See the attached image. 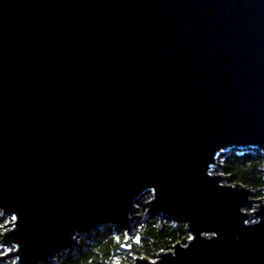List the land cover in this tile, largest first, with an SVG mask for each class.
Here are the masks:
<instances>
[{
    "label": "water",
    "instance_id": "1",
    "mask_svg": "<svg viewBox=\"0 0 264 264\" xmlns=\"http://www.w3.org/2000/svg\"><path fill=\"white\" fill-rule=\"evenodd\" d=\"M264 0H0V261L48 264L136 203L190 237L132 264H264ZM254 203V208L248 210Z\"/></svg>",
    "mask_w": 264,
    "mask_h": 264
},
{
    "label": "trees",
    "instance_id": "2",
    "mask_svg": "<svg viewBox=\"0 0 264 264\" xmlns=\"http://www.w3.org/2000/svg\"><path fill=\"white\" fill-rule=\"evenodd\" d=\"M262 157L253 151H231L221 159L220 171L228 182H242L261 197L264 192ZM141 214L133 224L132 233L127 228L107 225L97 229L90 238L80 237V246L54 257L58 264H132L136 256L154 259L160 250L169 249L174 243H186L190 230L186 222L176 218L146 212L140 203ZM5 252L0 245V256ZM14 264V259L0 261ZM50 264V263H48Z\"/></svg>",
    "mask_w": 264,
    "mask_h": 264
},
{
    "label": "rangeland",
    "instance_id": "3",
    "mask_svg": "<svg viewBox=\"0 0 264 264\" xmlns=\"http://www.w3.org/2000/svg\"><path fill=\"white\" fill-rule=\"evenodd\" d=\"M235 151H236V150H235ZM243 151H253V152H255L252 148H250V149H245V150H242V151L237 150V152H243ZM222 157H224V156H221V157H220V159H219L220 162H221ZM262 168H263V166H262ZM261 170H262V169H261ZM262 173H263V172H262ZM262 190H263V192H264V186L262 187ZM261 197L264 198V194H263V196H261ZM149 200H150V194L147 192V193H145L143 196H141L140 199L137 201V203H136V211L134 212V213L136 214V216H135L133 222H134L136 219H138L139 215L141 214V208H140L141 205H140V203H141V202H144V204H145L147 207H150ZM254 205H256V203H254L252 206H250V207L248 208V210H252V209L254 208ZM148 210H149V208H147L146 212H147ZM9 220H10L9 216L5 217V216H1V214H0V231H3V230H5V229L7 228V225L9 224ZM133 222H132V224H133ZM132 224H131V229L129 230V233H132V232H131V230H133ZM103 227H106V226H102V225L99 226V228H103ZM95 231H96V230H95ZM95 231H94V232H95ZM94 232H93V233H94ZM91 234H92V233H91ZM80 237H86V236H80ZM80 237H79V239H80ZM86 238H87V237H86ZM79 239H78V242H80ZM0 245H1L2 247H4L5 251L11 249L10 246H6V245H2V244H0ZM50 264H58V262L55 260V258H53V259L51 260V263H50Z\"/></svg>",
    "mask_w": 264,
    "mask_h": 264
}]
</instances>
